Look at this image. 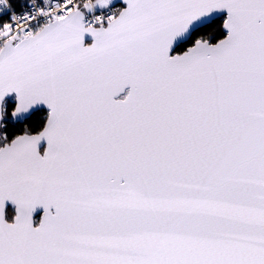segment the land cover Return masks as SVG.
Listing matches in <instances>:
<instances>
[{"label":"snow or ice","instance_id":"obj_1","mask_svg":"<svg viewBox=\"0 0 264 264\" xmlns=\"http://www.w3.org/2000/svg\"><path fill=\"white\" fill-rule=\"evenodd\" d=\"M110 3L0 0V264H264V0Z\"/></svg>","mask_w":264,"mask_h":264},{"label":"trees","instance_id":"obj_2","mask_svg":"<svg viewBox=\"0 0 264 264\" xmlns=\"http://www.w3.org/2000/svg\"><path fill=\"white\" fill-rule=\"evenodd\" d=\"M223 17H218L216 19H213L212 22L215 23V24H219L221 21H222ZM215 27V26H214ZM212 29H209V31H211ZM179 47H182V43L179 44L177 46V49ZM5 103L7 105V107L9 108L8 110V113L9 114H5V116H9L10 115V111H11V106L14 104V100H13V97L9 98V99H6L5 100ZM46 112L45 109L41 108V109H38L36 111H34L28 118H26L24 121L22 122H16V121H13V120H9V119H6L5 118V123H7L9 125V131H12L14 129L20 131V132H23L24 130H34L36 127L39 126V120L42 118L43 114Z\"/></svg>","mask_w":264,"mask_h":264},{"label":"water","instance_id":"obj_3","mask_svg":"<svg viewBox=\"0 0 264 264\" xmlns=\"http://www.w3.org/2000/svg\"><path fill=\"white\" fill-rule=\"evenodd\" d=\"M115 3H122V4H123V0H111L110 5L115 4ZM123 6H124V4H123ZM223 16H224V13H223V12L213 14V16H212V20H213V19H216V18H218V17H223ZM90 42H91V37L85 35V43L87 44V43H90ZM181 43H182V42H181ZM178 45H179V44H178ZM128 91H129V88L126 86L125 89H124L120 94H118L116 97H114V99H122V98L127 94ZM9 98H11V96L6 97L5 100H6V99H9ZM13 100H14V97H13ZM41 108H43V106H39L38 108L33 109V110H31L30 112H28V113H23V114L17 116L15 120H13V119H12V120H13V121H16V122H22V121H24L26 118H28V117H29L34 111H36V110H38V109H41ZM43 109H45V108H43ZM45 110H46V109H45ZM40 147H41V150H42V149H43V144H42ZM8 207L11 208L12 206L9 205ZM42 212H43V209H42V208H37V209L33 212V214H32V218H33V222H34V224H38V223H39L40 218H41V215H42ZM37 216H38L39 218H38V220H37V222H36L35 218H36Z\"/></svg>","mask_w":264,"mask_h":264},{"label":"built area","instance_id":"obj_4","mask_svg":"<svg viewBox=\"0 0 264 264\" xmlns=\"http://www.w3.org/2000/svg\"><path fill=\"white\" fill-rule=\"evenodd\" d=\"M12 3H13L14 5H16L15 10H16V11H19V10H20V7L22 6V5L19 4V0H12ZM121 7H122L121 4H114V5L109 6L108 8H104V9H96L94 13H91V14H89V15H96V14H99V13H101V12H103V13H105V14H108V13H110L113 9L121 8Z\"/></svg>","mask_w":264,"mask_h":264},{"label":"rangeland","instance_id":"obj_5","mask_svg":"<svg viewBox=\"0 0 264 264\" xmlns=\"http://www.w3.org/2000/svg\"><path fill=\"white\" fill-rule=\"evenodd\" d=\"M5 118L6 119H9V120H12L11 117H10V115L9 116L6 115Z\"/></svg>","mask_w":264,"mask_h":264},{"label":"flooded vegetation","instance_id":"obj_6","mask_svg":"<svg viewBox=\"0 0 264 264\" xmlns=\"http://www.w3.org/2000/svg\"><path fill=\"white\" fill-rule=\"evenodd\" d=\"M9 209H10V208H9ZM38 218H39L38 216L35 218L36 222H37Z\"/></svg>","mask_w":264,"mask_h":264}]
</instances>
